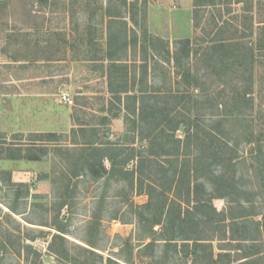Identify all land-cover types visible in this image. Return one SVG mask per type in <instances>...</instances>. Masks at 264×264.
Wrapping results in <instances>:
<instances>
[{
	"label": "rangeland",
	"instance_id": "rangeland-1",
	"mask_svg": "<svg viewBox=\"0 0 264 264\" xmlns=\"http://www.w3.org/2000/svg\"><path fill=\"white\" fill-rule=\"evenodd\" d=\"M128 1L138 2L139 19L138 26L130 17L126 19L129 30L138 34L137 48L126 57L121 55L130 69L129 84L136 76L134 91L144 88L150 96L167 97L173 103L187 96L184 105L190 95L203 97L201 90L218 92L229 82L215 65L222 54L216 56L207 49L208 42L223 30L224 40L254 46L264 18V0ZM197 1L205 5L198 9ZM108 6L109 0H0V264H109V258L122 264L119 259H131L133 264H192L182 257L174 262L170 253L166 259L162 245L155 251L141 250L142 230L134 208L146 204L148 196L131 194L125 181H112L109 187L108 160L104 163L107 173L103 169L99 180L83 170L82 157L91 154L86 143L146 145L138 138H126L124 105L110 91L111 81L120 82L116 76L121 78L122 68L114 73V63L103 56L108 44ZM143 27L168 42L172 53L177 40L192 41L189 72L199 79L198 90H186L173 60L160 61L150 47L143 52ZM255 70L253 106L246 109L249 116L232 122L230 128L241 143L250 127L258 133L264 130V65H256ZM239 71L231 77L241 78L243 71ZM64 94L72 105L62 101ZM192 103H187L189 108ZM196 113L195 107L189 114ZM104 118L109 121L101 125ZM49 134L60 141L41 137ZM178 135L184 137L182 131ZM20 149L36 159H6L10 150ZM240 149L238 182L241 190L254 194V204L248 205L254 216L245 223L247 233L242 229L239 233L248 241L238 247L240 253L232 251L231 258H225L227 253L214 243V256L222 255L223 264H244L246 260H237L240 255L250 256V264H264L263 156L254 158L253 144L243 143ZM85 173L84 177L74 175ZM107 195L112 198L103 203ZM216 205L221 210L225 202L216 200ZM58 226L66 230L65 242L56 244L65 251L61 260L49 252ZM27 246H31L29 255Z\"/></svg>",
	"mask_w": 264,
	"mask_h": 264
},
{
	"label": "trees",
	"instance_id": "trees-1",
	"mask_svg": "<svg viewBox=\"0 0 264 264\" xmlns=\"http://www.w3.org/2000/svg\"><path fill=\"white\" fill-rule=\"evenodd\" d=\"M112 3L114 1L109 0L106 10L109 18L108 44L103 56L109 57L114 63V73L117 74L118 67L122 68V76H116L117 82L121 79L119 83L111 81L110 91L114 99L124 105L126 138H138L146 145L136 148L112 142L105 145L86 143L84 146L90 148L91 154L82 157L83 170L90 171L99 180L103 169L107 173L104 163L108 160L111 164L107 181L109 187L112 181H125L131 194L148 196L146 204L135 208L133 204L137 225L142 230L139 239L142 242L141 250L155 251L162 245L167 254L165 258L170 253L174 262L182 257L186 261L191 260L192 264H223L222 255L218 258L214 256V243H217L220 251L227 253L225 258H231L232 251H241L238 247L248 241L244 235L248 231L245 223L254 216L248 208V205L254 204V194L241 190L238 182L242 164L240 145H255L254 158L259 160L263 156L261 160L264 165V130L258 133L253 129L254 126L250 127L249 132L244 131L245 138L241 143L230 129L233 127L232 122L246 120L249 116L246 109L253 106L250 97L254 94L255 67L264 65V18L260 22L254 46L241 45L233 39L224 40L223 30L217 38L208 42L207 49L212 50L216 56L222 54L216 58L218 63L215 65L229 82L224 83V90L213 93L201 90L203 97L190 95L188 99L193 103L189 108V100L184 105L187 96H181L182 99L173 103L167 97L150 96L144 88L134 91L138 81L135 76L132 85L129 84L130 69L121 55L125 54L126 57L128 51L136 49L138 45V34L135 30H129L126 21L130 17L133 24L139 25L136 9L138 2L120 0V4ZM204 5L199 1L196 3L198 9ZM142 18L144 21V16ZM141 33L143 52L147 50L146 47H150L160 61L170 63L173 60L178 73L182 75L186 90L200 88L199 79L192 78L189 72L194 54L190 39L177 40L172 53L165 40L151 36L144 27ZM195 54L199 55V52ZM143 68L144 75L139 82L141 85H144L147 74V67ZM239 70L243 71L242 77L232 78L231 74H240ZM200 99L203 100L199 102ZM195 107L198 113L192 116L189 113ZM107 121L109 118H104L101 125L107 124ZM204 121H208V124H204ZM179 131L184 133V137L178 135ZM107 132L110 130L107 129ZM41 137L48 142L60 141L55 134ZM6 159L35 160L36 157L20 149L16 152L10 150ZM131 163L134 165L129 168ZM86 174L74 175L84 177ZM111 198L107 195L102 201L105 203ZM216 200H224L225 206L221 210ZM56 229L59 234L53 236L49 252L61 260L65 257V251L56 244L65 242L66 230L62 226ZM240 229L245 230L244 234H239ZM27 249L28 253L31 246H27ZM91 253L100 257L96 252ZM36 255L40 256L39 253ZM249 257L240 255L237 260H246L243 263L250 264ZM119 260L133 264L131 259ZM108 262L122 264L112 258Z\"/></svg>",
	"mask_w": 264,
	"mask_h": 264
},
{
	"label": "built area",
	"instance_id": "built-area-1",
	"mask_svg": "<svg viewBox=\"0 0 264 264\" xmlns=\"http://www.w3.org/2000/svg\"><path fill=\"white\" fill-rule=\"evenodd\" d=\"M62 101H64L67 104L72 105L73 101L69 98V96L67 94L62 95Z\"/></svg>",
	"mask_w": 264,
	"mask_h": 264
}]
</instances>
